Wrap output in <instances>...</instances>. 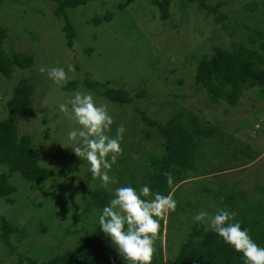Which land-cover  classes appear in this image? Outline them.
Instances as JSON below:
<instances>
[{"label": "trees", "instance_id": "obj_1", "mask_svg": "<svg viewBox=\"0 0 264 264\" xmlns=\"http://www.w3.org/2000/svg\"><path fill=\"white\" fill-rule=\"evenodd\" d=\"M48 1L55 3L54 15L63 21L62 30L68 45L72 47L75 40H78L79 26L82 22L81 19L72 20L69 10L93 0ZM224 4L223 0L216 3L210 0H147L151 18L159 13V20L170 22L172 28L177 27L174 20L176 10L174 5L180 8L181 18H186L193 8L205 11L207 16L213 15L212 36L220 38L223 44H214L211 54L197 56L191 53L190 56H182L180 59L182 62L184 60L186 65L195 60L190 88L202 95L197 108L200 114L182 104L186 94L177 93L179 90L177 88L160 93L149 90L146 84H141L138 89L131 92L122 87L111 86L108 80H89L88 77L85 79V86L96 97L105 98L113 104L112 106L120 107L110 113L114 122L107 131V135L115 137L116 129L121 123L126 129L121 140L123 151L110 170L112 173L110 176H115L117 183L108 188L97 186L88 192L83 201L75 202L72 212L67 209L63 217L61 216L65 227V235L61 242L66 243V237H71L75 238L76 243L65 249L59 245L61 242L52 245L50 251L53 254L50 253L44 259L40 256L24 257L18 251L24 240L31 235L27 230L29 226L12 221L0 210V238L11 248L10 254L20 253L18 255L20 264L25 262L27 264H125L109 239L100 231L98 216L113 197L116 187L132 186L139 189L144 184L164 195L171 192L177 201L176 210L160 218V229L154 242L151 264H244L242 253L235 251L211 230L206 231L205 225L193 222L189 212L188 217L181 216L186 209L178 196V189L188 179H192L189 177V170L194 169L192 159L199 154L203 143L208 139H215V150L223 144L221 133L223 130L220 132L222 126L211 123L206 118L203 107L213 109L223 106L224 113H228L230 107L240 104L241 97L247 89L252 88L254 83L264 87V32L251 27L244 14L232 15L229 11L222 10ZM260 6H263L260 13L264 15V0H252L241 10L252 14ZM111 17V13L108 12L104 15H96L89 21L98 25L110 20ZM233 33L244 34L245 38L232 40L230 45L224 44L223 35L231 36ZM7 38L8 26L0 23V79L6 85L3 94L5 103L0 108V198L13 204L16 202L19 186L17 181L11 178L16 175L15 173L30 182L34 190H47L50 194L55 189L58 178L52 167L41 163L42 149H39L33 140L35 132L36 135L37 132L40 134L43 141L50 137L49 129L41 132L39 124L32 123L37 105L46 93L42 90L43 87L41 88L44 73L35 71L15 80L16 73L35 67L37 56L22 50L8 51L5 48ZM152 60L158 62L160 58L153 57ZM167 61L169 62L170 59ZM186 65L182 63L185 68ZM171 72H177V68ZM163 81L167 85L176 82L184 86L185 75L180 73L172 79L164 76ZM77 83L76 80L69 81L64 89L72 90L77 87ZM39 90H42L41 98L38 96ZM165 112L167 115L164 116ZM22 124L29 128L26 130L23 127L24 130L21 131ZM31 125H34L38 131L35 128L30 130ZM148 143H152L154 147L145 149ZM223 146H221L222 151H224ZM244 147L250 148V145L244 144ZM237 153V151L236 154L226 153L225 157L230 154L234 158L232 161H242L238 166L248 163L249 159L253 160L257 156L255 153V155L238 157L240 155ZM69 162L75 166L79 174H83L82 170L86 172V175H83L84 179L91 177L86 160L83 161L78 156L70 154ZM79 167L81 170L78 171ZM230 167V162L227 161L225 169ZM78 173L75 180L78 179ZM165 173H171L174 178V185L171 188L167 184ZM216 177L220 180V175ZM75 180L71 177L70 182ZM223 184L224 189L220 190H216L215 185H212L213 189H209L210 185H206L203 188L204 193L219 199V209L236 212L235 219L240 221L242 228H247L253 240L264 247V187L259 185L253 191L242 187L241 180L228 179ZM76 189V186L72 189L70 185L64 186L54 190L50 196L56 207L60 205L63 207L62 205L71 201V191L74 193ZM175 224L178 226L176 233L179 234L182 229H186V235L184 234V239L180 241L178 253L166 261L162 237L168 230L169 234L170 232L175 234L173 232ZM49 230L50 225L41 228L43 232ZM170 238L167 236V243ZM25 245L31 247L29 241Z\"/></svg>", "mask_w": 264, "mask_h": 264}, {"label": "rangeland", "instance_id": "obj_2", "mask_svg": "<svg viewBox=\"0 0 264 264\" xmlns=\"http://www.w3.org/2000/svg\"><path fill=\"white\" fill-rule=\"evenodd\" d=\"M217 1L219 0H210L212 3ZM223 1L225 4L222 10H227L232 15L244 14L251 27L264 32V15L260 13L263 6L251 14L241 9L252 0ZM0 2H2L0 3V23L8 26L5 48L8 51L32 52L37 56L35 67L16 73L14 79L18 80L22 75L32 74L35 71L38 73L41 68L47 70L52 67H64L68 77L64 84L58 85L47 77L46 71L43 72L41 88L43 87L42 90L46 93L44 92L42 97L40 94L42 90H39L38 96L42 98L37 105L32 123H38L41 132L50 130L48 139L43 141L40 134L37 132L36 135L35 132L33 140L37 143L36 146L42 149L41 163L52 167L58 178L52 192L64 186L70 185L71 189L73 186L77 187L74 193L71 191V201L62 205L63 207L61 205L56 207L50 196L51 191L50 194L47 190H34L32 184L18 173L11 177L19 184L16 202L12 204L0 198V210L4 215L20 225L29 226L27 230L31 232V235L24 240L18 251L24 257L40 256L44 259L50 253L53 254L50 251L52 245L59 244L65 235L61 216L63 217L67 209L72 212L76 201H83L89 191L101 185L98 178L84 179L83 175H86V172L82 170L83 174H79L75 166L70 164V154L77 155L68 147L67 132L79 126L66 113L60 112L58 105L66 104L77 90L89 91L84 83L88 77L89 80H108L111 86L122 87L131 92L138 89L141 84H146L149 90L160 93L177 88L179 89L177 93L186 94L185 100H180L182 104L200 114L197 108L202 95L190 88L195 60L186 65V62L180 59L182 56H190L191 53L197 56L211 54L213 45L223 44V42L220 38L212 36L213 15L207 16L205 11H199L196 8L190 10L186 18H181L180 8L174 5L173 7L176 8L174 20L177 27L172 28L170 22L159 20V13L151 18L147 0H93L69 10L72 20L81 19L82 22L79 26L78 40H75L70 47L62 30L63 21L54 15L56 7L54 2L48 0H0ZM108 12L112 15L110 20L98 25L90 22L94 16ZM239 38H245V35L240 33L238 35L233 33L231 36L223 35L226 45H230L232 40ZM158 56L160 61L152 60L153 57ZM168 59H170L169 62ZM182 63L186 65V68L182 66ZM69 65L72 66L71 71L68 70ZM174 68H177L175 73L171 72ZM178 71L185 75L184 86L176 82L171 85L164 83V76L172 79L180 75ZM73 80L78 82L77 87L65 90L64 86ZM4 83L0 79V108L5 103L3 94L6 91V85ZM93 96L98 104L106 105L111 114L120 108L112 106L113 104L105 98H98L95 94ZM203 108L206 118L211 123L222 126L220 132L223 130L221 132L223 144L220 145H224L222 147L224 151L221 150V146L218 150L214 149L216 142L212 138L203 143L199 154L192 159L194 169L189 170V177H200V180L199 178L188 179L178 189L179 200L184 203L186 209L181 216L188 217L189 212L191 218L199 211L214 214L220 208L219 199L204 193L203 188L206 185H210L209 189H213L212 185H215L214 188L220 190L224 189L223 183L227 179L231 181L241 179V186L244 188L255 191L259 185L264 187V156L263 159L258 160L259 164L256 162L251 167L243 164L234 175L233 173L221 175L220 180L214 177L218 171L227 167V161L231 163L234 159L230 154L225 157L226 153L236 154L237 151L240 155L238 157L250 155V148L244 147V144L250 141L252 146L255 141L259 147L264 148V140H261L262 136L264 137V87L254 83L251 89L245 91L240 104L230 107L228 113H224L223 106L213 109L205 106ZM165 115H167L166 112ZM31 126L30 130H33L35 126ZM240 126L243 127L240 128ZM23 127H25L23 124L20 125L21 131ZM25 128L27 130L29 127ZM59 142H62L64 146ZM152 147H154L153 144L148 143L144 148ZM79 169L80 167L78 171ZM77 173L78 179L75 180ZM110 174L112 173L109 172ZM71 177L75 182H70ZM44 225H50L49 232L41 231ZM177 228L175 224L173 230L175 234L172 232L169 234L168 230L162 237L166 261L178 253L180 241L186 235V229H182L178 234ZM167 236L171 237L168 243ZM12 239L14 240V237ZM66 240V243L59 244L63 249L72 247L76 243L75 238L66 237ZM28 241L31 244L30 248L25 245ZM10 249L0 238V264H20L18 256L20 253L10 254Z\"/></svg>", "mask_w": 264, "mask_h": 264}, {"label": "clouds", "instance_id": "obj_3", "mask_svg": "<svg viewBox=\"0 0 264 264\" xmlns=\"http://www.w3.org/2000/svg\"><path fill=\"white\" fill-rule=\"evenodd\" d=\"M71 69L69 65L68 70ZM40 71H46L47 77L58 85L64 84L68 78L64 67L41 68ZM58 108L79 126L67 132L68 147L88 162L91 178H98L105 188L116 184L115 176H110L109 172L123 151L124 124L117 127L115 137L107 135L114 122L113 116L107 106L98 104L88 90L75 91L71 99L66 104H59ZM165 176L171 188L174 178L171 173H165ZM176 207L177 201L171 192L164 195L153 191L148 184L139 189L120 186L114 189L113 197L100 212L98 224L125 264H151L160 218L174 212ZM236 215V212L225 209L214 214L202 210L192 220L205 225L206 231L211 230L235 251L242 253L244 264H264V247L253 240L247 228H242L240 221L235 219Z\"/></svg>", "mask_w": 264, "mask_h": 264}, {"label": "crops", "instance_id": "obj_4", "mask_svg": "<svg viewBox=\"0 0 264 264\" xmlns=\"http://www.w3.org/2000/svg\"><path fill=\"white\" fill-rule=\"evenodd\" d=\"M243 126H240V128H242ZM238 129H239V127H238ZM241 130V129H240ZM250 140H251V138H250ZM250 140H248V141H250ZM261 140H264V137L262 136V138H261ZM248 144L250 145V150L252 151L251 152V154L252 155H255V153H256V157L252 160V159H249L248 160V163H246L247 165L246 166H253L256 162H257V164H259L258 163V160H261V159H263V156H264V148H261V147H259V145L254 141V145L252 146V143H251V141L250 142H248ZM233 162V163H232ZM231 163H230V168L229 169H224V170H222V171H218V174L217 175H220V177H222L221 175H230V174H232L233 173V175L235 174V172L238 170V169H240V167H242V166H238L239 165V163H241L242 161H240V162H237V161H232ZM238 166V167H237ZM216 176V175H215ZM214 176V177H215ZM197 178H199V180H200V177H195V178H192L191 180H194V179H197ZM239 180H241V179H239ZM234 181V180H233Z\"/></svg>", "mask_w": 264, "mask_h": 264}]
</instances>
